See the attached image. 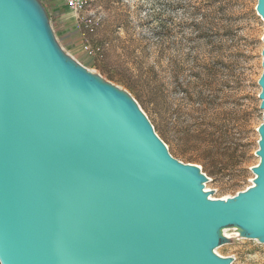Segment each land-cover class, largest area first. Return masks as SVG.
<instances>
[{"label":"water","instance_id":"water-1","mask_svg":"<svg viewBox=\"0 0 264 264\" xmlns=\"http://www.w3.org/2000/svg\"><path fill=\"white\" fill-rule=\"evenodd\" d=\"M258 132L253 185L211 198L128 92L65 53L40 0H0L1 264H231L226 227L264 243V115Z\"/></svg>","mask_w":264,"mask_h":264},{"label":"rangeland","instance_id":"rangeland-1","mask_svg":"<svg viewBox=\"0 0 264 264\" xmlns=\"http://www.w3.org/2000/svg\"><path fill=\"white\" fill-rule=\"evenodd\" d=\"M40 1L65 53L128 92L170 153L202 168L211 198L253 185L264 115L258 0H89L76 11ZM223 232L217 254L264 264V243Z\"/></svg>","mask_w":264,"mask_h":264},{"label":"built area","instance_id":"built-area-1","mask_svg":"<svg viewBox=\"0 0 264 264\" xmlns=\"http://www.w3.org/2000/svg\"><path fill=\"white\" fill-rule=\"evenodd\" d=\"M68 9L78 10L89 2V0H64Z\"/></svg>","mask_w":264,"mask_h":264},{"label":"trees","instance_id":"trees-1","mask_svg":"<svg viewBox=\"0 0 264 264\" xmlns=\"http://www.w3.org/2000/svg\"><path fill=\"white\" fill-rule=\"evenodd\" d=\"M152 93V100L156 102V105L161 109L162 107V95H160L155 89L151 91Z\"/></svg>","mask_w":264,"mask_h":264},{"label":"crops","instance_id":"crops-1","mask_svg":"<svg viewBox=\"0 0 264 264\" xmlns=\"http://www.w3.org/2000/svg\"><path fill=\"white\" fill-rule=\"evenodd\" d=\"M52 1L53 0H46V2H47V5H50V3H52ZM61 5H65L64 7L66 8V9H68L67 8V6H66V4H65V1L64 0H56L55 2H53L50 6H53V10H55V9H57V8H61ZM58 14V13H57ZM58 18V17H57Z\"/></svg>","mask_w":264,"mask_h":264}]
</instances>
